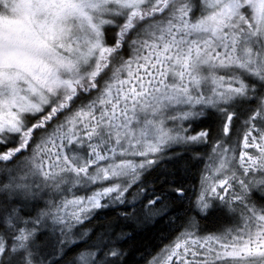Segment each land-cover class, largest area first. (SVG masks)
I'll list each match as a JSON object with an SVG mask.
<instances>
[{"label": "snow or ice", "instance_id": "obj_1", "mask_svg": "<svg viewBox=\"0 0 264 264\" xmlns=\"http://www.w3.org/2000/svg\"><path fill=\"white\" fill-rule=\"evenodd\" d=\"M0 264H264V0H0Z\"/></svg>", "mask_w": 264, "mask_h": 264}, {"label": "trees", "instance_id": "obj_2", "mask_svg": "<svg viewBox=\"0 0 264 264\" xmlns=\"http://www.w3.org/2000/svg\"><path fill=\"white\" fill-rule=\"evenodd\" d=\"M156 230L153 228H149L148 230L144 232H137L135 234V239L129 244H127L125 247L126 249H129L131 253L133 254V257L135 259H140L143 255V250L145 248H148V250H151V245L153 243H156L155 240Z\"/></svg>", "mask_w": 264, "mask_h": 264}]
</instances>
